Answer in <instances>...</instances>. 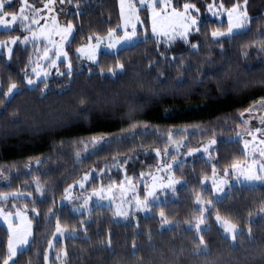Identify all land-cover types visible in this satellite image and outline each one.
I'll list each match as a JSON object with an SVG mask.
<instances>
[{"label":"trees","instance_id":"obj_1","mask_svg":"<svg viewBox=\"0 0 264 264\" xmlns=\"http://www.w3.org/2000/svg\"><path fill=\"white\" fill-rule=\"evenodd\" d=\"M30 2L36 6L40 0ZM64 2L66 20L74 25L66 43L71 77L54 70L41 92L44 80L28 85L23 77L36 62L35 47L41 52L44 44L16 42L10 55L0 53V171L7 179L0 192L32 191L37 180L44 187L40 198H8L26 205L32 221L27 246L10 264H45L44 250L57 219L62 230L74 234L52 240L47 264H264V182L233 184L220 199L201 183L213 165L217 170L230 165L241 151L240 139H218L210 159L200 154L183 159L175 167L183 181L173 197L153 204L149 214L122 220L110 206L91 204L87 211L76 212L58 203L64 189L86 172L83 191L152 172L159 160L154 149L166 143L159 132L167 127L200 124L204 136L232 135L234 119L227 122L224 117L264 98V0H245L247 25L219 38L211 31L227 28L226 17L209 12L207 4L213 0H190L199 8L192 10L199 31L189 36L196 48L179 37L169 45L163 38L157 44V37L146 34L114 51L101 50L98 63L92 64L80 63L75 49L90 35L117 27L118 0ZM183 2L173 0V5ZM214 2L227 7L240 0ZM4 9L16 10L17 4ZM139 10L148 27L146 9ZM21 34L19 25L0 29V40ZM117 61L122 68L115 69ZM57 66L64 72V60ZM10 82L17 89L5 97ZM105 134L110 136L106 144L76 156L83 140ZM199 191L208 193L212 203L206 209L207 226L197 233L191 223L201 216L202 208L195 204ZM217 214L238 227L234 238L215 223ZM163 219L169 224L162 226ZM7 235L0 224V261L7 254Z\"/></svg>","mask_w":264,"mask_h":264},{"label":"snow or ice","instance_id":"obj_2","mask_svg":"<svg viewBox=\"0 0 264 264\" xmlns=\"http://www.w3.org/2000/svg\"><path fill=\"white\" fill-rule=\"evenodd\" d=\"M54 0H44V8L47 9V12L44 13V23L39 24L38 21L41 17V9L34 7V5H30L28 0H20L18 5V11L15 12H5L3 10L5 5V0H0V25L11 27L17 21H19V27L23 29V36H11L7 41L0 40V45L4 46L5 55L11 54V44L17 40L21 43L32 40L35 44H39L41 39L44 41V47L42 53L40 49L37 47V52L40 53L37 56V61L32 65L31 73L29 75H25L23 79L26 81L28 85H33L37 82V78H40L45 81L44 86L41 87L40 91L44 92L47 89V78L52 67L55 68V72L57 75L63 76L65 73L71 77L73 74V65L69 57V51L63 48L61 45L68 39L69 34L72 32L74 27L71 19L67 20L66 23H61L58 21L57 16L52 14L49 18V13H54V8L51 7ZM61 3L64 0H60ZM119 3V13L120 19L122 20V28L123 33L121 35H117V32L120 31L119 28L109 27L106 30L104 35L99 33L90 35L87 38V43L78 45L75 49V53L79 56L86 58L90 62L98 63L97 59V51L103 41H107L108 48H115L119 42L124 40H130L137 35V22L140 21L139 14V6H146L147 15L151 21V31L157 37V44H159L161 37L163 38V44L169 45L172 41L176 40L179 37L185 44L191 45L192 48H196L197 42L189 39L190 33L198 32L199 28L197 25V16L192 14L191 10H195L199 12V8L196 3L190 2V0H184L180 7L173 5V0H138V4L134 2V0H118ZM245 0H240V3H231L230 6H225L223 3L217 4L214 2H210L207 4V8L209 12H212L214 15H218L221 9L227 12V28H219L211 31V36L213 38H219L224 36L225 34L231 33L235 28H241L248 22V13L246 7H244ZM56 37H59V41H57ZM94 40V43H93ZM50 49H54L55 56L50 55ZM159 55L164 58L165 52H160ZM169 53H167V56ZM173 57H175V53H171ZM63 56L64 63L66 65L64 72H61L59 66H57V57ZM43 62H46L49 67H43ZM27 67V66H26ZM123 65L120 61H117L115 69L122 68ZM115 69L109 68L108 72L112 73ZM16 83L10 82L8 85L7 91L3 93L5 97L9 96L10 93H13L16 89ZM260 106H264V98H261L259 101ZM253 106L243 109V113L253 111ZM241 113V114H243ZM262 122H264V117H262ZM135 123V122H134ZM244 123L248 124V120H245ZM264 132V127H256L251 131H248V135L251 137V144L255 148V142L258 141L259 155L264 156V137H260L257 134ZM171 137H169L170 139ZM96 137H92V142H96ZM211 144L215 143V140L210 142ZM247 143V142H246ZM206 145L202 144L201 148L207 150ZM158 154L160 153L159 149H154ZM197 149H189V153L195 152ZM264 168V165L260 166ZM239 168V175L245 176L248 178H259L253 173L251 170L244 171L243 166L238 165L236 162L232 165V171L235 174L236 170ZM229 172L228 168L224 169L225 175ZM88 179V173H84L82 178L79 181L74 183H78L81 187H84L85 181ZM159 179V178H157ZM208 177H202L201 183L207 180ZM212 191L213 192H221L224 190V185L228 184L229 181H226L223 176H219L215 170V165H213L212 171ZM176 181H174L171 177H168L166 180H160L159 183H153V186L144 189V198L143 200L140 198L139 194L135 195L134 201H128L129 209L135 205L136 210L143 211L149 205V197L154 196L157 190H161L166 187H171ZM123 183V182H121ZM37 187L36 191L40 192L41 188L39 186V181H36ZM73 185L69 184L64 189V198L70 199ZM113 194V186L109 185L107 187L101 185L100 187H96L91 189L87 196L78 197L83 201V210H88V201L91 196H96L99 198H103L108 195ZM9 195H14L7 192H0V198L7 199ZM31 196V193H28ZM121 196L125 198V193L123 189H121ZM195 200L197 204H199L203 210L204 202L201 201L200 195L197 194L195 196ZM208 203H211L209 201ZM13 208H16V211L13 213L12 211H5L3 204H0V217L8 224V235L6 241V249L7 254L4 256L0 264H10L12 257L16 256L17 253V245H24L28 243V237L31 235V223L32 221L28 219L27 212L21 210V208L17 207L15 203L12 204ZM27 207V206H24ZM129 209H127V213L124 209L123 202H120L119 207H117L116 211L120 216H124L129 214ZM35 211V208H33ZM52 209H49L51 212ZM162 215V214H161ZM13 217L15 218V223L13 222ZM204 216L195 217L194 227L197 230V233L200 232L201 224L204 220ZM216 220L218 222L222 221V226L226 234L233 233V229H235V225L231 222V220L227 218L220 217L219 214L216 216ZM162 225H166V221L162 220ZM169 227L171 225H168ZM55 232L62 234V228L59 219L56 221ZM200 242L203 243V237H199ZM53 241L48 240V245L51 247ZM66 254V253H65ZM59 259V256L57 257ZM44 261L47 264L48 261V249L44 250Z\"/></svg>","mask_w":264,"mask_h":264},{"label":"rangeland","instance_id":"obj_3","mask_svg":"<svg viewBox=\"0 0 264 264\" xmlns=\"http://www.w3.org/2000/svg\"><path fill=\"white\" fill-rule=\"evenodd\" d=\"M19 2H20V0H5L4 6L12 5L13 3L14 4L16 3L17 9L12 10V11H6L3 8V10L5 12L18 11L19 10L18 9ZM134 2L138 4V0H134ZM28 3L30 5H33L30 2V0H28ZM43 5H44V0L42 1V4H41V0H40L39 5L34 6L36 8L41 9V17H40V20L38 21L39 24L44 23V13L47 12V9H45ZM50 6L54 8V13H49L48 14L49 18L52 14H55L57 16V19L59 22L66 23V21H67L66 20V10L68 9L67 4L65 2L61 3L60 0H54L53 4ZM118 6H119V3H118ZM143 7L147 11L146 6H139V9L143 8ZM139 14H140V10H139ZM211 14H213V13H211ZM219 14H218V18L225 16L227 19V12L225 10L221 9L219 11ZM119 15H120V13H119ZM147 17H148V15H147ZM148 21H149V26L148 27L143 26L142 18L140 15V21L137 22V35L130 40H124V41L119 42V44H117V46L115 48H108L107 47V41L106 40L103 41L101 43L100 47L98 48L97 57H98V53L101 50L114 51L115 49H117L119 47L134 43L135 41L142 38L146 34H151V35L156 37V35H154L151 31V21H150L149 17H148ZM122 23L123 22L120 19V21L116 27V28L120 29V32H117V35H121L123 33V28L121 27ZM16 25H19V21H17L11 27H6V26L0 25V29H9V28H12ZM246 25H247V23L243 27L235 28V29H233V31L231 33H228L225 35H229V34H232L234 32L240 31ZM21 31H23V29H21ZM24 34H21L20 36H23ZM70 35H71V33L69 34L68 39H69ZM17 36H19V35H17ZM56 39H57V41H59V37H56ZM68 39L61 45L65 49H66V43H67ZM7 40L8 39L2 40V41H7ZM16 42L21 43L19 40H17L11 44V48L13 47V45ZM87 42L88 41H86L82 44H85ZM93 43H94V40H93ZM21 44L22 45L28 44L32 47L37 46V44H35L32 40H29V41L21 43ZM39 44H44V41L41 39ZM37 47H35V48L37 49ZM42 50H43V48L41 47V53H42ZM1 52H5L3 45H0V53ZM50 55L55 56L54 49H50ZM37 56H38V53H37ZM77 56H78L79 62L82 64L94 63V62L88 61L86 58H84L82 56H79V55H77ZM61 60H63V56L57 57V65H58V62ZM36 61H37V58H36ZM43 67H49V65L46 62H43ZM54 70H55V68L52 67L50 69L49 74L51 72H53ZM39 79L40 78H37V80H39ZM260 100L261 99H258L246 107V108H248L250 106H253L254 110L251 112L243 113V109H240V110L236 111L234 114L227 115L229 117H224L225 119H223V120H227V122H228V119H234L235 128L232 130L233 134L230 136L229 135L224 136V135L216 134L213 132H210L208 136L206 134H205L206 136H204V134L202 132H203V130H205V128H203L204 126L200 125V124L167 127L165 129L161 130L159 132V136L161 139H164L166 143L162 148H159L160 153L159 154L157 153L159 160H158V165L155 167V169L150 173H146L144 175H141L138 180H133L131 178H125L120 182L111 183L108 185H103L105 187L112 185L113 186V194L105 196L103 198H99V197H96L94 195L91 196L89 198V201H88V208L90 207L91 204L110 206L112 208L114 217H116L117 219H122V220L130 219L131 215H135V214H149V213H151L152 212L151 206L155 203H159L161 201L167 200L168 196L173 197L172 192H174L175 188L181 183V181H183V179L180 177H177V175L175 173V167L177 166V164H179L183 159H185L187 156H189L191 154H200V155L204 156L205 158L210 159L212 157V154L214 152L215 145H216L218 139L223 138V137H226L227 139H240V141H241V151L238 153L237 157L235 159H233V161L230 163V165L225 167V168L229 169L228 174L225 175V173H224L225 168L222 170L215 169L216 172L218 173V175L223 176L226 181H229V183L223 186L224 187L223 191L213 192L212 191V180H211L212 171H213L212 170L208 176H205V177H208V179L202 183L203 187L206 189L207 188L210 189V192L213 194L214 199H220L223 196L224 192L233 184H240V183L254 184V183L264 182V168L260 167L261 165H264V156L259 155L260 145H259L258 141L255 142V145H254L255 148H254L253 145L251 144V142L249 141V140H251V137L248 135V131H251L253 128L264 127V122H262V117H264V106H260V104H259ZM241 113H243V114H241ZM245 120H248V124L244 123ZM257 135L260 137H264V132L258 133ZM93 137L97 138L95 143L92 142V137L83 140L82 144L80 145V147L76 151L77 157L85 155L87 153H90V152L96 150L97 148H99L103 144H106L110 138V136L107 134L93 136ZM169 137H171V138L169 139ZM213 140H215V143L211 144L210 142ZM202 144L208 146L207 150H204L203 148H201ZM193 148L197 149V151L189 153V149H193ZM234 162H236L238 165L243 166L244 171L251 170L259 178L257 179V178H248L245 176H241L238 174L239 168L236 170L237 174L234 175V173L232 171V165ZM168 177H171L176 182L171 187H166V188H163L161 190H157V192L155 193L154 196H150L148 207H146L143 211H140V210H136L135 205L133 204V207L129 209L128 201L129 200L134 201L136 194H139L140 198L143 200L144 189L146 187L150 189L153 186L154 181L159 183L160 180H166ZM88 178H89V176H88ZM157 178H159V179H157ZM79 180H77V181H79ZM6 181H7V179H6L5 173L3 171H0V184L6 183ZM86 182L87 181H85V184H86ZM121 182H123V183H121ZM33 183H34V188L32 191H29V190L8 191L7 193H10V194L14 193V195H9L8 198L10 197V198L14 199V198H33V197L40 198V197H42L44 194V187L41 185V182L39 183V186L41 188L40 192L36 191V187H37L36 181ZM75 186H77L78 188L77 189L72 188L70 190L72 198L65 199L63 197L58 203L59 204L60 203L69 204L71 206V209L73 211H76V212L84 211L83 210V201L81 199H78V197L87 196L91 190L83 191L85 185H84V187H81L78 183H74L73 187H75ZM100 186H98V187H100ZM121 189H123V191L125 193V198H123L121 196ZM28 193H31V196H29ZM168 194H170V195H168ZM197 194L200 195L201 201L204 202L203 210L201 212V216L203 215L204 217H206V209L209 208V206L212 203V200L208 199V196H207L208 193H205L204 191L203 192L199 191L198 193H196V195ZM8 198L6 200L3 198H0V204H3L5 211H12L14 213L16 211V208H13L12 204L15 203L17 207H19V208H21V210L27 212L28 219L31 220L29 218L28 207H24L26 205L18 204V203H16V201L8 199ZM209 201H211V203H208ZM120 202H123L124 209H125L126 213H127V209H129V214H126L124 216H120L117 213L116 209H117V207H119ZM195 204H196V206L201 208V206L199 204H197L196 200H195ZM213 219H214L215 223L221 228V230L223 231V233L226 236H228L230 238H234L235 234L238 232V227L235 224H234L235 229H233V233L226 234L224 231V228L222 226V221L218 222L216 220V216H214ZM163 220H165V219H163ZM165 221H166V225L169 224L167 222V220H165ZM13 222L15 223L14 217H13ZM195 223H196L195 220H193V222L191 223V226L194 227ZM0 224L4 225L8 230V224L3 219V217H0ZM166 225H162V226H166ZM206 226L207 225L203 220L201 227H200V230L205 228ZM65 234H74V231L65 229V230H62V234L55 232V234L53 235V239L55 237H59V236L61 237ZM31 235H32V223H31ZM31 235L28 237V242L31 238ZM27 244L17 245V253L19 250L24 249L27 246ZM50 248L51 247H48L49 251H50ZM14 258H15V256L12 257L10 263L14 260Z\"/></svg>","mask_w":264,"mask_h":264}]
</instances>
